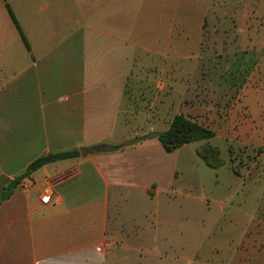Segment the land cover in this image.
<instances>
[{"label": "crops", "instance_id": "obj_1", "mask_svg": "<svg viewBox=\"0 0 264 264\" xmlns=\"http://www.w3.org/2000/svg\"><path fill=\"white\" fill-rule=\"evenodd\" d=\"M99 3L0 0V195L36 159L78 153L22 179L0 204V264H98L93 254L104 264L114 241L115 198L151 202L164 180L169 185L176 178L174 168L163 170L166 152L154 134L166 131L172 118L182 114L169 116L174 105L170 96L156 105L154 113L142 111V94H135L136 99L129 88L147 83L138 77L147 68L138 52L174 59L173 50L160 41L149 39L147 44L146 23L153 14H142V5L157 2ZM258 5L240 9L246 39L240 48H264L252 46L250 39L264 31V13ZM249 19L262 21L261 27L254 22L247 27ZM229 29L222 27V35L239 37L226 32ZM257 65L264 67V57ZM175 68L173 62L168 81L172 92L178 85ZM189 85L196 90L195 81H187L184 94ZM256 93L246 101L250 115L262 117ZM162 114L167 119L164 126ZM142 122L148 125L142 127ZM106 146L120 148L106 151ZM81 149L87 150L86 156ZM46 186L52 188L49 203L41 201ZM258 217V230L229 256L233 264H264V232L260 233L264 218Z\"/></svg>", "mask_w": 264, "mask_h": 264}, {"label": "rangeland", "instance_id": "obj_2", "mask_svg": "<svg viewBox=\"0 0 264 264\" xmlns=\"http://www.w3.org/2000/svg\"><path fill=\"white\" fill-rule=\"evenodd\" d=\"M156 2L142 5V14H153L146 23L147 44L149 39L160 41L173 50L174 59L169 54L138 52L147 67L138 77L147 83L130 85V93L136 99L135 94L141 93L142 111L153 113L170 96L174 105L169 116H188L214 131L215 137L163 153V170L174 168L176 178L169 185L163 181L154 201L115 198L114 241L104 264H233L228 260L233 250L258 230L257 214L264 218V114L252 117L246 101L255 91L260 94L259 109L264 110V67L257 65L264 48H240L246 41L240 9L250 10L259 3L263 14L264 0ZM253 22L262 25L249 19L246 26ZM125 23H130L128 17ZM222 27H230L226 32H237L239 37L222 35ZM250 39L252 46H264V31ZM173 62L178 85L172 92L168 81ZM187 81H195L196 90L192 92L189 85L184 94ZM136 87L140 91L134 92ZM162 117L164 126L167 119ZM146 125L142 122V127ZM206 145L220 150L223 166L211 169L198 157L197 150ZM92 258L99 264L98 255Z\"/></svg>", "mask_w": 264, "mask_h": 264}, {"label": "trees", "instance_id": "obj_3", "mask_svg": "<svg viewBox=\"0 0 264 264\" xmlns=\"http://www.w3.org/2000/svg\"><path fill=\"white\" fill-rule=\"evenodd\" d=\"M7 9L18 28V25L8 6ZM21 37L26 44L24 37ZM154 136L157 138L163 150L167 154H170L184 145L211 140L215 137V133L214 131L203 127L197 122L192 121L190 118H187L183 115H175L172 118L168 129L166 131L156 133ZM119 148V146H106V151H114L118 150ZM77 155L78 153L75 151L60 152L48 154L36 159L26 168L22 175L16 178L14 182H11L3 191V193L0 195V204L11 195L13 189L16 188L17 184L22 179L30 177L37 170L47 164L73 158ZM197 155L204 162V164L211 169H218L219 167L223 166V161L220 158V150L217 147H212L211 145L203 146L197 150Z\"/></svg>", "mask_w": 264, "mask_h": 264}, {"label": "built area", "instance_id": "obj_4", "mask_svg": "<svg viewBox=\"0 0 264 264\" xmlns=\"http://www.w3.org/2000/svg\"><path fill=\"white\" fill-rule=\"evenodd\" d=\"M52 197V188L51 186H46L43 189L42 195H41V201L44 203H49Z\"/></svg>", "mask_w": 264, "mask_h": 264}, {"label": "water", "instance_id": "obj_5", "mask_svg": "<svg viewBox=\"0 0 264 264\" xmlns=\"http://www.w3.org/2000/svg\"><path fill=\"white\" fill-rule=\"evenodd\" d=\"M80 154H81L82 156H86V154H87V150H85V149H81V150H80Z\"/></svg>", "mask_w": 264, "mask_h": 264}]
</instances>
